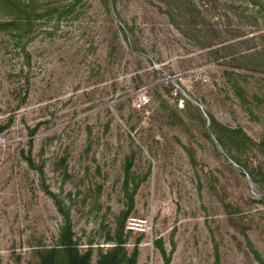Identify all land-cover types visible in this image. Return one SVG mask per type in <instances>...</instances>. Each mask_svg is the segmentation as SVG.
I'll return each mask as SVG.
<instances>
[{"label":"rangeland","instance_id":"obj_1","mask_svg":"<svg viewBox=\"0 0 264 264\" xmlns=\"http://www.w3.org/2000/svg\"><path fill=\"white\" fill-rule=\"evenodd\" d=\"M66 234L264 264V0H0V264Z\"/></svg>","mask_w":264,"mask_h":264},{"label":"trees","instance_id":"obj_2","mask_svg":"<svg viewBox=\"0 0 264 264\" xmlns=\"http://www.w3.org/2000/svg\"><path fill=\"white\" fill-rule=\"evenodd\" d=\"M62 242L60 247L44 249L37 264H119L124 260H133L135 254L128 256L119 239L116 245L111 246L106 252L99 253L98 258L92 261L90 250L80 252L68 234L62 235Z\"/></svg>","mask_w":264,"mask_h":264}]
</instances>
